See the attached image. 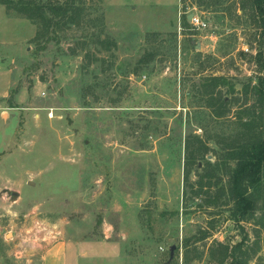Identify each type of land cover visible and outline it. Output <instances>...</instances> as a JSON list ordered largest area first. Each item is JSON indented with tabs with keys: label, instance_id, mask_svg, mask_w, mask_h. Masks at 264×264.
Instances as JSON below:
<instances>
[{
	"label": "rangeland",
	"instance_id": "obj_1",
	"mask_svg": "<svg viewBox=\"0 0 264 264\" xmlns=\"http://www.w3.org/2000/svg\"><path fill=\"white\" fill-rule=\"evenodd\" d=\"M82 3L80 24L36 40L39 24L0 2V54L15 56L0 69V93L20 70L14 86L28 88L19 94L28 105L19 142L0 153V227L12 217L27 229L40 219L50 232L44 219L60 221L81 249L129 250L144 264H218L210 250L246 234L245 247H256L259 227L231 216L229 175L214 166L220 137L231 136L238 110L254 102L245 85L261 72L264 36L247 0ZM190 12L207 27L186 22ZM212 76L224 77L217 89L231 100L219 118L204 101ZM189 134L210 148L191 164L188 183ZM207 171L206 191L196 194ZM249 263L264 264V248Z\"/></svg>",
	"mask_w": 264,
	"mask_h": 264
},
{
	"label": "trees",
	"instance_id": "obj_2",
	"mask_svg": "<svg viewBox=\"0 0 264 264\" xmlns=\"http://www.w3.org/2000/svg\"><path fill=\"white\" fill-rule=\"evenodd\" d=\"M0 2L39 24L35 34L36 40L53 37L51 33L56 32L58 28L65 29L80 24L85 10L82 0H0ZM247 3L254 11V20L264 36V0H247ZM185 21L188 22L187 16ZM39 47L45 49L46 44L40 42ZM256 58L261 72L255 83L251 85L249 81L244 90L246 96L251 95L254 98V102L238 110L235 119L237 127L234 128L231 136L221 138L218 134L222 145L216 151L218 162L214 166L216 169L224 168L229 175L226 192L229 200L233 202L231 216L237 222L254 219L259 227L256 230L258 240L255 241L256 247L253 248L245 247L247 234L240 242L233 245L219 242L217 250L213 248L210 250L211 257L218 264H250L251 258L264 248V244H261V239L264 240L262 236L264 235V44L257 51ZM209 79L203 84L205 106L211 109L212 116L219 118L227 112L231 100L220 94V90L217 89L220 82L225 81L223 76H212ZM10 103L13 104V100ZM209 148L207 139L202 136L189 134L186 137L184 145L186 182L190 181L191 164H195L197 159L208 153ZM208 164H212L210 160ZM211 176H213L211 172L207 171L199 178L196 182V194L206 191L203 189L207 186V180H204L210 179ZM190 184L195 185V182ZM257 211L261 212L258 216Z\"/></svg>",
	"mask_w": 264,
	"mask_h": 264
},
{
	"label": "crops",
	"instance_id": "obj_3",
	"mask_svg": "<svg viewBox=\"0 0 264 264\" xmlns=\"http://www.w3.org/2000/svg\"><path fill=\"white\" fill-rule=\"evenodd\" d=\"M5 15L9 17L7 14ZM7 59L9 60L8 66L11 67L15 56L8 55L7 57L0 54V69ZM12 71L10 70V72ZM21 76L22 71L20 70L19 76H13L0 93V153L5 152L4 154L8 151L11 152V149L19 142L18 132L22 126L21 110L28 109L27 100H23L25 97L23 96L22 99L19 97L20 90L27 87L17 84L14 86ZM11 100L14 105L10 103ZM14 191H18L19 196H22L21 188ZM60 220L62 221L64 218ZM44 221L51 226L52 240L41 244L42 249L40 248L36 252L27 251L21 256L17 255L20 247L19 236L27 231V225L22 227L23 222L20 224L12 217L6 225L0 227V264H3L4 259L11 260L14 262L13 264H144V259H134L138 254H132L129 250L119 252L110 250L107 251L108 253L83 250L80 248V241L70 236L69 229L64 223L61 224L60 221L49 223L45 219Z\"/></svg>",
	"mask_w": 264,
	"mask_h": 264
},
{
	"label": "built area",
	"instance_id": "obj_4",
	"mask_svg": "<svg viewBox=\"0 0 264 264\" xmlns=\"http://www.w3.org/2000/svg\"><path fill=\"white\" fill-rule=\"evenodd\" d=\"M188 21L192 27L197 29H205L207 27V21L203 20L196 12L189 13ZM32 224L33 225L28 228L25 233L23 232L19 236L20 247L17 254L18 256L23 255L27 251L36 252L42 247L41 244L48 243L51 239L50 232H48L47 226L44 224L43 220L34 219ZM27 260L29 259L27 258Z\"/></svg>",
	"mask_w": 264,
	"mask_h": 264
},
{
	"label": "water",
	"instance_id": "obj_5",
	"mask_svg": "<svg viewBox=\"0 0 264 264\" xmlns=\"http://www.w3.org/2000/svg\"><path fill=\"white\" fill-rule=\"evenodd\" d=\"M190 15H192V14H190ZM4 192H8V193L11 192L13 198H16V196H18V194H19L18 191L10 190L8 188H5ZM0 193H1V191H0ZM176 247H177L176 244H172L170 246V248H169L170 256H169L168 262H170L173 259Z\"/></svg>",
	"mask_w": 264,
	"mask_h": 264
}]
</instances>
